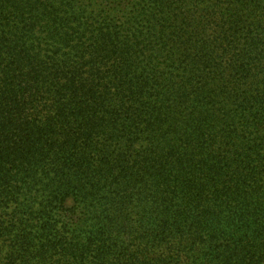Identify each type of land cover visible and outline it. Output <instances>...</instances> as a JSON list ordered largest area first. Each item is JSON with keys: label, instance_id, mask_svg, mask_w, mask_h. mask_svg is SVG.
I'll list each match as a JSON object with an SVG mask.
<instances>
[{"label": "trees", "instance_id": "trees-1", "mask_svg": "<svg viewBox=\"0 0 264 264\" xmlns=\"http://www.w3.org/2000/svg\"><path fill=\"white\" fill-rule=\"evenodd\" d=\"M0 264H264V0H0Z\"/></svg>", "mask_w": 264, "mask_h": 264}]
</instances>
